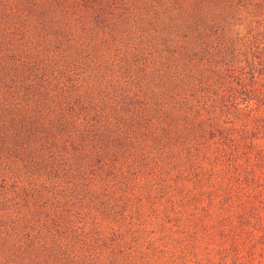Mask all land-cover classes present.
I'll return each mask as SVG.
<instances>
[{
    "label": "rangeland",
    "instance_id": "1",
    "mask_svg": "<svg viewBox=\"0 0 264 264\" xmlns=\"http://www.w3.org/2000/svg\"><path fill=\"white\" fill-rule=\"evenodd\" d=\"M0 264H264V0H0Z\"/></svg>",
    "mask_w": 264,
    "mask_h": 264
}]
</instances>
